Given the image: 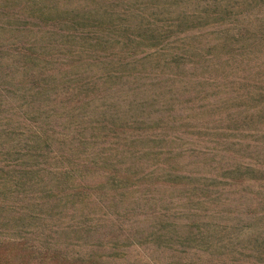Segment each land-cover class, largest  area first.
Segmentation results:
<instances>
[{"label":"trees","instance_id":"16d2710c","mask_svg":"<svg viewBox=\"0 0 264 264\" xmlns=\"http://www.w3.org/2000/svg\"><path fill=\"white\" fill-rule=\"evenodd\" d=\"M215 2L198 25L186 0H0V214L63 199L106 208L94 231L151 215L165 242H184L169 226L195 197L263 216L264 0ZM230 25L242 38L214 36Z\"/></svg>","mask_w":264,"mask_h":264},{"label":"rangeland","instance_id":"374dc122","mask_svg":"<svg viewBox=\"0 0 264 264\" xmlns=\"http://www.w3.org/2000/svg\"><path fill=\"white\" fill-rule=\"evenodd\" d=\"M186 1L190 7L200 6V19L205 9L216 5L217 0ZM254 11V8L247 6L240 14L249 15ZM250 20L241 26L246 29L244 35L249 34L245 37L251 36L253 28H256L254 15ZM197 24L206 25L209 21L201 18ZM238 29L240 27L230 25V29H226L227 35L216 32L214 36L242 38L239 34L233 35L238 33ZM213 45L216 43L209 47ZM214 51L211 56L213 63H216V48ZM212 70H216V66H212ZM228 80L229 88L224 90L227 93L234 87L231 83L234 76ZM218 97L219 94L216 99ZM218 122L222 123L220 119ZM51 201L59 202L48 206L47 202L40 200V204H47L42 215L33 212L31 214L34 216L27 215L24 205L25 210L16 207L0 214V264H264V215L246 217L227 210H206L214 206L211 201L201 202L198 208L195 197L188 203L186 214L182 212L178 216L179 223L169 226L170 229L181 226L186 231L185 235L188 234L185 236L187 240L165 242L159 239L162 231L152 224L151 215L121 216L113 226L108 223L107 229L94 231L93 223H101L102 219L107 218L106 208L99 207V210L92 212L89 207L90 211L77 212L74 208L64 207L63 199ZM5 203L8 207L12 204L17 206L15 200ZM195 206L197 209L193 210ZM27 219L33 224L30 229L17 227L16 231L13 226H2V222L12 224ZM24 242L35 246L36 249H32L39 259L15 255Z\"/></svg>","mask_w":264,"mask_h":264}]
</instances>
